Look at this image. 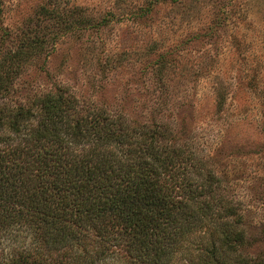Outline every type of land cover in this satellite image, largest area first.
I'll use <instances>...</instances> for the list:
<instances>
[{
    "label": "rangeland",
    "instance_id": "rangeland-1",
    "mask_svg": "<svg viewBox=\"0 0 264 264\" xmlns=\"http://www.w3.org/2000/svg\"><path fill=\"white\" fill-rule=\"evenodd\" d=\"M45 93L160 125L212 173L222 203L209 198L218 204L202 213L183 198L161 262L138 259L109 215L63 246L28 215L1 226L0 264L19 254L28 264H264V0H0V107H38ZM8 135L0 129V153ZM103 150L128 163L116 146ZM224 229L237 232L231 248Z\"/></svg>",
    "mask_w": 264,
    "mask_h": 264
},
{
    "label": "trees",
    "instance_id": "trees-1",
    "mask_svg": "<svg viewBox=\"0 0 264 264\" xmlns=\"http://www.w3.org/2000/svg\"><path fill=\"white\" fill-rule=\"evenodd\" d=\"M72 101L62 93H45L38 107H0V129L13 133L4 137L11 146L0 153V228L30 215L42 221L46 240L63 246L88 220L109 215L118 231L130 235L138 259L161 262L165 247L178 238L172 233L185 215L183 198L199 204L202 213L218 204L209 198L222 203L212 173L194 152L183 153L164 138L160 125L125 124L102 110H80ZM36 111L40 119L29 126ZM20 136L26 138L21 146L13 143ZM83 143L91 148H78ZM109 144L127 164L113 162L103 150ZM71 146L85 152L76 158ZM225 215L233 216L231 223L239 219L231 205ZM236 233L224 229L221 244L231 248ZM11 264L28 262L19 254Z\"/></svg>",
    "mask_w": 264,
    "mask_h": 264
}]
</instances>
